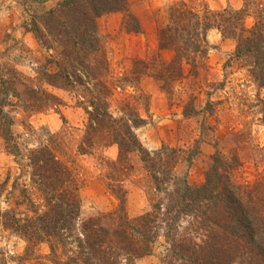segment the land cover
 I'll return each mask as SVG.
<instances>
[{
    "label": "trees",
    "instance_id": "trees-1",
    "mask_svg": "<svg viewBox=\"0 0 264 264\" xmlns=\"http://www.w3.org/2000/svg\"><path fill=\"white\" fill-rule=\"evenodd\" d=\"M112 12L123 13L125 30L141 31L127 0H57L55 6L34 12L26 23V31L45 52V60L35 65L36 77L30 79L9 65L0 69V136L4 149L15 157L27 159L32 169L31 186L40 191L44 200L42 211L30 202L32 215L23 218L0 209V224L26 242L22 255L10 257L20 264L43 241L54 256L56 247L66 248L73 240L65 264H123L122 260L124 264H133L135 258L151 252L150 243L161 232L173 264H264V172H258L250 184L234 183L230 176L241 164L237 151L248 148L242 139L232 134L233 145L227 154L214 142L203 183L191 186L186 171L196 150L184 152L164 143L149 150L135 133L145 122L137 112L120 116L109 113L107 98L111 86L101 78L106 68L96 58L100 51L96 20ZM168 12L170 22L157 29V42L160 49L174 51L172 59L167 62L135 59L134 75L149 73L166 96H170L171 82L182 76L183 63L187 64L189 74L200 77L196 60L206 56V31L215 28L222 39L235 42L229 58L243 62L256 87L264 89V0H243L238 9L229 6L218 11L206 9L202 16L183 4L169 7ZM246 15L253 18L249 27L244 24ZM41 82L69 92L78 90L79 95H84L79 101L85 119L77 151L91 153L99 143L117 146L115 159H102L100 174L117 200L116 206L111 211L87 217L78 229L75 227L79 214L78 183L73 172L55 156L53 146L59 149L55 134H48L43 143L35 130L21 120L26 130L25 141L32 134L39 139L37 145L29 148L25 146L27 142L16 138L11 131L15 110L40 111L48 102L55 104L60 100L45 91ZM17 83L23 84L21 90ZM128 83L135 86L130 80ZM210 83L214 87L219 85ZM194 97L188 94L182 104L183 117L200 112L210 114L214 110L212 105L219 103L207 99L202 109L197 110ZM256 104L264 127V97H258ZM5 106H12L10 112L3 109ZM200 128L212 130L210 125ZM134 152L139 154L153 189L160 195L151 202L149 211L130 218L125 210L126 190L122 182L132 171L129 160ZM180 163L182 171L177 170ZM1 187L2 184L0 191ZM0 264H7L1 250Z\"/></svg>",
    "mask_w": 264,
    "mask_h": 264
},
{
    "label": "rangeland",
    "instance_id": "rangeland-1",
    "mask_svg": "<svg viewBox=\"0 0 264 264\" xmlns=\"http://www.w3.org/2000/svg\"><path fill=\"white\" fill-rule=\"evenodd\" d=\"M56 2L57 0H0V69L9 65L30 79L36 77L35 65L45 60V52L38 46L33 35L26 31V23L34 12L51 8ZM127 2L129 10L140 23V32L125 30L122 12H112L116 13L114 16L106 13L96 20L100 36L99 57L96 58L101 61L100 66L106 68V73L100 74L101 78L111 86V94L107 98L109 113L120 116L137 112L145 122L135 129V133L149 150H154L163 143L184 152L188 149L196 150L197 153L186 171V180L191 186L203 183L204 171L214 151V142L227 154L228 148L233 145L232 134L235 133L248 148L237 151L241 164L231 172V180L238 184L252 183L258 172H264V127L260 121V107L256 104L258 97H264V89L256 87L243 62L229 58L235 45L232 39H222L217 29L209 28L206 31L207 54L196 60L199 63L196 69L201 78L189 74L187 64L183 63V74L178 80L171 82L168 97L149 73L136 76L132 72L135 59L146 62L151 58L158 62L172 59L174 51L170 48L160 49L157 42V29L170 22L169 7L183 4L202 16L206 9L218 11L226 6L238 9L243 5V0ZM252 23V16L246 15L245 26L249 27ZM129 80L135 86H130ZM209 81L219 85L214 87ZM22 85L17 83L16 87L21 90ZM40 85L60 99L55 103L58 105L55 106L54 101H50L40 111L27 113L15 110L12 112L15 122L11 125V131L16 138L25 141L26 130L20 124L24 120L43 143L48 134H55L54 141L59 143V149L53 146L55 156L73 172L78 183L79 214L75 219V227L78 229L87 217L111 211L116 206L117 200L102 182L100 174L102 159H115L117 146L99 143L91 153L77 151L76 144L85 119L83 105L79 101H82L84 95H79L78 90L76 93L69 92L44 82ZM190 93L195 95L194 106L197 110L202 109L207 99L212 102L218 100L219 103L212 105L214 110L210 114L200 112L191 117H183L182 104ZM9 99L15 101L16 98ZM11 107L5 106L3 109L10 112ZM200 125H210L212 130L201 129ZM35 137L37 136L32 134L25 141V146L30 148L37 145L36 141L39 139ZM129 161L132 171L122 185L126 190L125 210L132 218L149 211L151 202L160 194L153 189L139 154H131ZM182 169L183 165L180 163L177 170ZM31 173L27 159L7 152L0 136L1 210L23 218L25 215H32L30 202L39 211L44 209L42 194L31 186ZM73 244L74 241L71 240L66 248L56 247L55 255L52 256L48 243L39 242L34 246L32 254L25 258L26 261L21 260L20 264H65L71 255L69 249ZM25 245L23 238L0 224V250L4 252L7 264H16L10 256L22 255ZM167 245L160 232L150 243L151 252L135 258L133 264H173L172 258L167 256ZM122 263L124 264V260Z\"/></svg>",
    "mask_w": 264,
    "mask_h": 264
},
{
    "label": "crops",
    "instance_id": "crops-1",
    "mask_svg": "<svg viewBox=\"0 0 264 264\" xmlns=\"http://www.w3.org/2000/svg\"><path fill=\"white\" fill-rule=\"evenodd\" d=\"M111 15H113V16H114V15H116V13H112Z\"/></svg>",
    "mask_w": 264,
    "mask_h": 264
}]
</instances>
